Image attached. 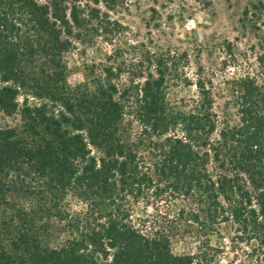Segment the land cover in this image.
Segmentation results:
<instances>
[{"label":"trees","instance_id":"obj_1","mask_svg":"<svg viewBox=\"0 0 264 264\" xmlns=\"http://www.w3.org/2000/svg\"><path fill=\"white\" fill-rule=\"evenodd\" d=\"M132 1L0 0V264H213L220 232L264 264V0L244 48L222 45L237 72L200 66L189 100L168 96L193 83L185 52L120 40L108 11ZM95 35L113 48L71 86L66 57Z\"/></svg>","mask_w":264,"mask_h":264},{"label":"rangeland","instance_id":"obj_2","mask_svg":"<svg viewBox=\"0 0 264 264\" xmlns=\"http://www.w3.org/2000/svg\"><path fill=\"white\" fill-rule=\"evenodd\" d=\"M249 1L213 0L212 4L205 7L197 0H133L128 6L108 12L112 18L125 26V32L120 38L122 42H147L153 48L169 47L172 51L185 52L188 55L185 76L193 83L188 85L187 79L181 75V79L170 81L168 96L172 100H189L197 95L194 82L200 72V66L203 74L214 78L217 84L223 76H231L237 72V69L226 68L225 60L228 55L222 45L226 40H233L244 48V44L240 40L237 41L236 37H241L239 18ZM102 9H105L103 5ZM112 48L113 45L106 42L102 35L77 42L75 49L66 57L69 84L75 86L84 81L88 67L104 59ZM250 60H253L252 56ZM218 101V104L222 105L223 99ZM233 113L234 108L231 107L229 115L236 119ZM0 119L2 122L11 120L3 115H0ZM70 208L79 211L84 208V204L72 197ZM151 211L152 208L149 207L146 213ZM229 236L231 233L227 232L211 236L213 245L223 250L213 264H241L243 261L244 254L241 251H238L237 255L231 251ZM197 246L198 242L191 240L174 244L177 252L196 251Z\"/></svg>","mask_w":264,"mask_h":264}]
</instances>
